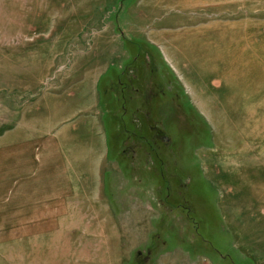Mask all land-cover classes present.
<instances>
[{
  "label": "rangeland",
  "instance_id": "rangeland-1",
  "mask_svg": "<svg viewBox=\"0 0 264 264\" xmlns=\"http://www.w3.org/2000/svg\"><path fill=\"white\" fill-rule=\"evenodd\" d=\"M0 264H264V0H0Z\"/></svg>",
  "mask_w": 264,
  "mask_h": 264
},
{
  "label": "flooded vegetation",
  "instance_id": "flooded-vegetation-1",
  "mask_svg": "<svg viewBox=\"0 0 264 264\" xmlns=\"http://www.w3.org/2000/svg\"><path fill=\"white\" fill-rule=\"evenodd\" d=\"M124 87H128L129 88V86H124ZM153 91H154V89H152ZM135 91H136V93L137 94H140V88H136L135 89ZM152 94V93H151ZM149 94V96H150V98H156V96H157V94ZM145 104H146V102H145ZM147 105H149V103L147 104ZM146 109V112L144 111V110H142L141 108H140V110L139 111H137V112H139L140 114H142L143 115V113H145V117L148 119V120H151L152 118H153V113H152V111H150V110H148L149 108H145ZM158 126H156V128H157ZM154 128V127H153ZM159 133H160V136H161V139H162V141L163 142H165V143H167V144H171V138L170 137H168L167 135H165V134H163V132L162 131H159ZM143 140H144V137H143ZM147 145V144H146ZM148 146V145H147ZM151 146V145H150ZM130 149H131V155H133L134 157H136L135 155L137 154V150H138V147H137V144H131V146L129 147ZM128 148V149H129ZM154 149V152H156V150H158L156 147L155 148H153ZM130 157V156H129ZM132 157V156H131ZM161 176L164 178V180L162 179L161 181H163L164 183H168L169 181H167L168 179H167V177L166 176H164V175H162L161 174ZM161 177V178H162Z\"/></svg>",
  "mask_w": 264,
  "mask_h": 264
},
{
  "label": "water",
  "instance_id": "water-1",
  "mask_svg": "<svg viewBox=\"0 0 264 264\" xmlns=\"http://www.w3.org/2000/svg\"><path fill=\"white\" fill-rule=\"evenodd\" d=\"M148 259H146V261H147Z\"/></svg>",
  "mask_w": 264,
  "mask_h": 264
}]
</instances>
